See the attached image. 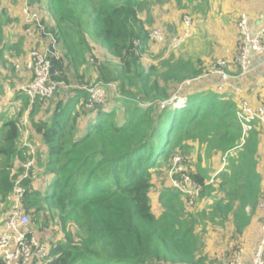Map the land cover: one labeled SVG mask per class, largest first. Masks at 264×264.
Here are the masks:
<instances>
[{
    "label": "trees",
    "instance_id": "1",
    "mask_svg": "<svg viewBox=\"0 0 264 264\" xmlns=\"http://www.w3.org/2000/svg\"><path fill=\"white\" fill-rule=\"evenodd\" d=\"M157 1L173 5L185 22L189 12L203 11L211 0ZM29 2L43 5L45 0ZM47 2L54 19L48 31L62 48L59 59L51 58L52 78L61 85L52 98L33 102L16 89L9 115L0 112V217L8 215L19 180L25 189L22 208L31 224L45 236L54 231V238L44 241L49 253L41 264H218L206 235L217 230L226 244L218 255L227 264L236 261L264 202L262 124L256 121L242 140L237 101L231 91L204 86L202 77L213 66L196 59L197 50L188 57L176 51L157 58L158 64L142 61L151 43L141 13L154 0ZM3 3L0 66L14 73L16 63L10 58L17 62L29 54L28 43L8 36L6 30L16 21ZM85 19L105 58L92 69H87L88 58L95 49ZM185 45L187 50L195 47L192 41ZM92 78L118 86L114 105L89 107L90 94L82 87ZM211 78L213 84L219 80ZM179 89L187 106L162 109L161 103ZM38 139L45 153L41 161L36 152L25 178V165L33 158L26 141ZM196 148L206 156L222 154L228 165L213 183L198 163L196 170L189 166L185 174L194 188H201L193 198L195 207L188 206L191 195L163 186L157 215L151 198L156 176L170 171L175 157L191 156ZM38 177L45 187L36 188ZM201 204L202 212L194 210Z\"/></svg>",
    "mask_w": 264,
    "mask_h": 264
},
{
    "label": "rangeland",
    "instance_id": "2",
    "mask_svg": "<svg viewBox=\"0 0 264 264\" xmlns=\"http://www.w3.org/2000/svg\"><path fill=\"white\" fill-rule=\"evenodd\" d=\"M3 5H4V8L8 10L11 17L16 21V23L13 26H11L10 28L6 30L8 36H11L10 37L11 40L14 42H16L18 39H22L26 41L28 43L27 49L29 50L28 52L29 54L33 51L45 52L47 50V46L52 41L51 37L44 36L41 33L42 29L34 28L26 23V20H25L26 18H25V13H24V8H25L24 0H4ZM32 5L29 2L30 8H33V11L37 12L38 17L40 19L39 24L41 25L42 28H44V32L48 34H52L54 37V34L48 31L49 27L54 26V22H53L54 19L52 18V16L50 15V12L48 11L49 6H48L47 0H45L43 5H37V4L33 6ZM181 16H182L181 12H179L173 5L168 4L166 2L161 4L157 0H154L153 5L147 4L144 6L143 11L141 13V17L146 27L149 29V33L153 31L155 28H157V26H162L166 33L167 40L165 41L164 44L151 43L148 53H145L142 55V61L147 64L148 63L158 64L157 62L158 60L160 59L163 60V58H165L166 56L176 51H178L176 54H180L181 56L188 57V56H193L191 53H194L197 50L198 54L195 56V58L196 59L200 57L203 58V60L206 63V67L209 69L213 66L210 70V74L209 75L207 74L204 77H202V79H206V85L204 86L207 88L214 87L215 84H213L214 82L213 80L215 78H211V77L215 75L213 74V71L217 70V67H218L217 63L221 61V59L219 57H215V56L212 57V56H205V55H207V53L211 51L210 48L213 45V42L215 43V47L219 45L220 43H223V41H226L227 42L226 44L229 46L228 43L231 41V38L228 37L226 39L223 34V30L221 28L222 26L213 23L212 19L207 18V19H204L202 23H199L200 20L196 21L195 19H193V17L186 16L187 19L191 20V26L189 27L190 29L189 32L191 34H192V30L194 29V25H195L194 20L196 21V30H194L195 35L193 37V40H189V41H192L193 44H195V47H191L188 50L186 49L187 45L185 44L189 42L188 39H186L185 41L183 40L184 42L181 41L182 43L179 45H175L176 43L175 41L179 40V38L183 36V33L188 29V26H189V25L187 26L186 22L185 23L181 22L182 20L180 19ZM93 29L94 28L91 25V23L88 22V19H85L86 34L89 39V43L91 47L95 49V51H93V53L89 55V58H88L89 66L87 67V69L88 68L92 69L93 65L91 64V59H94L95 57L94 55H96L98 59H100L99 62H103L105 60V58L100 57L102 54L99 55V50H98L99 45L91 38ZM54 39L57 42V39L55 37ZM239 40H240V34L238 31V41L237 42H239ZM136 45L138 46L139 43H137ZM183 45L185 46L183 47ZM183 50H186V51H183ZM53 51H54L55 56H57V59H59L62 53V48L60 47V45L57 44L56 47L53 49ZM29 54H26L22 59L17 60V62L16 60L10 58L11 62L16 63L14 73H10L8 70V67L6 69L5 68L3 69V67L0 66L2 67L1 68L2 73L0 75V86L2 87V93H0V112L7 113V110L10 109L9 107L14 99V97L10 95H12L16 91V89L19 91L21 87L30 86L33 83L34 74L31 70L27 68V59L29 57ZM157 58L159 59L157 60ZM191 58H194V57H191ZM94 75L95 74L93 73L92 76L94 77ZM4 77H8V81L3 80ZM92 80L88 85L83 86L82 89L85 90L84 88L87 86H93L96 83H100L99 81H95V78H92ZM186 83L190 84L191 81H187ZM67 89H69V87ZM118 89L119 88L116 84H112V83L106 84V95H105L104 101L100 104H95L94 108H97L98 106L99 107L104 106L106 108H109L112 105H114L116 102L115 98L120 96L118 94L119 93ZM64 91L67 92V90H64ZM181 91H182L181 89H179V91L176 90L175 93L170 97V99H173L174 97L185 99ZM55 93L52 95V97L55 95ZM87 93L91 95L90 92H87ZM28 98L30 97L28 96ZM6 105H9V106L6 107ZM35 141L36 143H34L33 141H31L32 143H30L29 140H27L26 146L28 147V150L32 156L34 155L36 156V152H37L38 159L42 161L43 156H44L43 152L45 153V151L42 149V146H41L42 143L40 142V140L38 139ZM193 146L197 147V143L194 144ZM193 153L194 154H191V156H187L184 158L180 157L182 161H184L182 164L183 170L184 171L189 170L188 169L189 166L191 169L193 168V170H196L195 168L197 166H194V164L198 163V165L205 172V174L209 178H211V183H213L217 175H219V173L225 169L224 167L228 165L226 161L227 157H223L222 154L217 153L212 157L206 156V153H200V151L197 148L195 149ZM187 163H188V166L186 165ZM262 163L263 161H261V164ZM170 172L171 170L162 171L161 174H158V176H156L157 179L155 181V189L151 194V198L153 201L154 212L157 215L160 214L159 213L160 210H159L158 202H157V195L159 193V189L160 191H162L163 186H169V187L176 188L175 187L176 183H180L178 182L180 180V176L178 175V176H175L174 178H171ZM172 174H173V171H172ZM19 182L20 181L18 180L16 185ZM44 183H45V180L43 178H40V177L37 178V183H36L37 185H40L41 187L42 186L45 187ZM202 205L203 204H201V206H198V208H194V210L198 209L200 212H202L203 211ZM193 207H195V205ZM5 216L0 217V219H4ZM28 216L30 219V215ZM31 225L29 227L30 231L33 232L38 239H42L43 242L47 241L46 239L54 238L53 236L54 231H52L53 229L50 230L49 234H46L45 236L43 232L39 233L34 227V225L32 226ZM262 227H263V222H262ZM217 231H211V232L206 233L208 249L211 251V254L214 255L215 258H219L218 264H227L228 263L226 262L227 260H225L223 256L221 257L218 255V252L221 251L219 248H223L222 246H226L225 239H224L225 236H220L219 238H217L218 233L222 234ZM220 243H222V245H220ZM240 254L241 253H239L234 260H236ZM254 255L250 257L249 260H246V262H243L240 260V264H251V261Z\"/></svg>",
    "mask_w": 264,
    "mask_h": 264
},
{
    "label": "built area",
    "instance_id": "3",
    "mask_svg": "<svg viewBox=\"0 0 264 264\" xmlns=\"http://www.w3.org/2000/svg\"><path fill=\"white\" fill-rule=\"evenodd\" d=\"M25 2V20L26 23L34 28L42 29L41 33L46 37H51V43L47 46L45 52L33 51L29 54L27 59V68L34 74V81L30 86H23L20 90L26 93L31 101L37 99H49L56 92L61 85L52 78V62L51 58H57L53 49L58 42L54 39L52 34L44 32V28L41 27L40 19L36 11L29 6V0ZM187 26H191V20L185 19ZM39 26H38V25ZM239 34L240 40L237 45L235 65L240 69V75L245 77L251 71V60L254 56H261L264 54V27L256 33H252L249 19L243 15L239 19ZM52 35V36H51ZM189 34L186 32L179 40L175 41V45H179L188 38ZM150 43L164 44L166 39V33L163 28H155L149 33ZM184 37V38H183ZM183 41V42H184ZM137 46V45H136ZM139 46V45H138ZM137 46V47H138ZM100 59H91L93 66L100 65ZM217 70L213 71L215 76L220 78L219 89L222 90L226 86L230 85L233 79L231 75L225 72L224 68L228 67L225 61H219ZM63 85V83H62ZM87 92H90V108H94L95 104H100L104 101L106 95V84L103 82L96 83L93 86H87L84 88ZM187 106V99L174 97L168 101L161 103V108L166 109L171 107L174 110H180ZM238 119L243 128V141L247 134L254 128V123L257 121L260 124H264V103L258 108H253L248 102L242 101L239 105ZM35 156V155H34ZM33 158L25 165L28 176V170L35 164V158ZM182 159L175 157L173 160L174 166L171 169V178L180 176V180L176 183V189L182 191L184 194L191 195L188 206H193V198L198 195L201 188H194L192 186L190 178L185 174L182 167ZM173 171V174H172ZM176 174V175H174ZM174 183V184H175ZM25 193L24 187L21 185V181L16 185L14 190V198L12 206L8 215L0 220L2 225V233L0 235V261L3 264H41L49 253V246L47 243L40 241L29 227L31 221L29 216L22 208V200ZM259 210L264 209V202L258 205ZM251 211V209H250ZM263 236L257 251L251 261V264H264V219H263ZM240 256V255H239ZM236 261L230 264H240V257Z\"/></svg>",
    "mask_w": 264,
    "mask_h": 264
},
{
    "label": "crops",
    "instance_id": "4",
    "mask_svg": "<svg viewBox=\"0 0 264 264\" xmlns=\"http://www.w3.org/2000/svg\"><path fill=\"white\" fill-rule=\"evenodd\" d=\"M190 17L200 20L202 23L204 19H212V22L222 26L225 38H231V41L226 44V41L220 43L215 47V43L211 46V51L205 56L219 57L228 64V74L232 76L230 85L220 90V78L212 89L219 91H231L233 99L237 101L238 105L242 101L248 102L253 108H258L264 103V54L261 56H254L251 60V71L245 77L240 74V69L235 65V57L238 45V25L241 16L245 15L249 19L252 33H256L264 27V0H211L206 8L201 12H189ZM181 19V18H180ZM186 19V17H185ZM194 20V29L192 34L188 29L183 35L188 32V40H193L194 30H196V21ZM182 23H185L182 21ZM164 26V25H163ZM163 28L162 26H157ZM165 27V26H164ZM166 28V27H165ZM191 34V35H190ZM218 50V51H217ZM264 128V124H262ZM260 152L262 155L261 169L264 170V131L260 145ZM49 179V178H48ZM47 179V180H48ZM50 180V179H49ZM44 187V186H42ZM36 184V188H42ZM258 209V208H257ZM247 212L251 214L250 209ZM256 216L253 219L252 226L248 230L247 240L244 249L241 250L240 260L246 262L252 257L260 244L263 236L262 222L264 219V209L257 210ZM2 233V225L0 224V235Z\"/></svg>",
    "mask_w": 264,
    "mask_h": 264
}]
</instances>
